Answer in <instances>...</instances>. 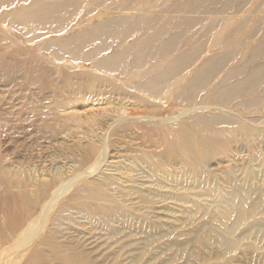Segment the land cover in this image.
<instances>
[{"label":"rangeland","instance_id":"374dc122","mask_svg":"<svg viewBox=\"0 0 264 264\" xmlns=\"http://www.w3.org/2000/svg\"><path fill=\"white\" fill-rule=\"evenodd\" d=\"M172 2L0 0V203L36 200L19 229L0 204V264H264V0ZM178 16L198 19L203 45L157 97L95 64L148 33L142 21ZM101 25L123 29L93 37ZM80 43L86 56L59 51ZM252 43L254 59L240 52ZM206 121L223 128L207 157L164 159L187 143L182 124Z\"/></svg>","mask_w":264,"mask_h":264},{"label":"bare ground","instance_id":"6f19581e","mask_svg":"<svg viewBox=\"0 0 264 264\" xmlns=\"http://www.w3.org/2000/svg\"><path fill=\"white\" fill-rule=\"evenodd\" d=\"M215 1L217 3L223 0H219V1L215 0ZM215 1L173 0L172 2L173 4L171 6H175L178 9L176 10V12L181 13L184 12L185 10L201 8V6L205 8V6L210 4L209 2H215ZM210 10H213V8L211 7ZM197 21L198 19L197 20L186 19L179 16L176 18L167 17L166 19L162 18L159 20L155 19L152 21L151 20L142 21L141 23L145 25V27H148L150 29L148 33L139 34L137 38L134 37L132 38V40L126 42L121 41L119 43V47H116L114 49V51L117 53L115 60L112 59H110L109 61L98 60L97 62H95V64L97 65V67L102 68L105 71L109 70L108 68L111 69L113 66H116L118 68V71H111L110 73H114L116 75L126 74L127 78H129L130 80H134L135 82L136 80H138L139 83L137 84L140 85L141 89L151 94L153 97H157L159 92L162 93L164 86L161 85V83L164 82L165 77L168 75L171 69L176 67L180 63L186 62V60L189 57V53L197 51L203 45V37L206 32L201 30V28L200 29L196 28V25H198ZM160 25L161 26L167 25V27L163 29H161V27L158 28ZM101 26L102 27H99L98 29L92 32V34H96L93 37H97V34L99 35L103 34L101 37L110 34L115 36L116 34H120V32L123 29V27L114 26V25H113L114 27L113 26L110 27L109 25H104V26L101 25ZM136 27H138V25ZM193 27L194 29L196 28L197 30L192 31L191 28ZM127 30L130 31L129 28ZM163 31L165 34H163ZM86 32L89 34L91 31L90 30L85 31V33ZM83 34L84 32L82 33V35ZM79 36H81V34ZM75 37L71 38L73 39L72 42L80 38V37L78 38ZM256 44L258 43H252L248 48L241 47L240 52L246 57L248 53L251 56L253 49L257 46ZM77 45L79 46L75 45L67 48L66 50L62 49L59 51L62 52L66 51L67 53L72 55L71 57L74 58L80 57L78 56L77 52H83L84 53L83 55L86 56L89 50L85 49L83 43ZM223 45L224 48L227 50L228 48L227 44L223 43ZM73 49H75V51H73ZM84 56H82L81 58L83 59ZM253 57L254 56H251L252 59H254ZM212 62L213 61L211 60V58L210 59L207 58L206 60L203 61L205 67V70L203 72L205 71L209 72V70L213 67V65H210ZM256 64H260V63L256 62ZM28 70H29L28 68L24 69L26 75L28 74L27 72ZM67 77L70 78L71 75ZM28 78L29 80L33 79L35 80V82H37V80L34 79V77L30 76ZM66 81L68 82V79ZM40 82L43 81L40 80ZM193 82H194L193 84H197L198 82H200V80L194 79ZM44 83L45 82H43V84ZM150 84H153V86H151ZM75 89L76 90H74V92L71 94L72 97L79 96V87ZM228 95H229L228 93H225V95H221L220 97L228 98L229 97ZM175 96L176 95L171 94L172 98ZM209 97L214 98L215 95H210ZM33 104L36 106L38 105L36 101ZM9 116H12V113H10ZM8 118L9 117H7V119ZM182 125L184 127V130L182 132L183 134L187 135V139H188L187 143L183 145H179V143L177 144L176 142H168L163 157L164 159L168 158L170 160H177L181 157L183 158L186 165L193 167V165H197V163L200 160L208 156L209 150H211L215 145L219 144L222 141L220 139L219 131L222 130L223 128L219 123L208 122V121L204 123L200 122L198 125L192 123L189 124L184 123ZM196 126L202 127V129L205 131L204 136L202 137L197 136ZM95 149H97V147L95 145L94 146L91 145L90 152L94 151ZM189 151H191L193 155L190 156ZM88 156L89 155H87L85 158H87ZM16 184L22 187L21 182ZM51 186H52L51 184H49L46 187L43 185H39L38 186L39 196L41 198H45L49 196ZM8 194L9 193L3 194V198L5 197L4 198L5 200L2 202V204L0 203L1 206L4 205L5 203L4 209L6 208L5 210L7 211L8 214V220L6 225L9 227V229H19L23 224V222L17 217H20L23 210H27V212L30 213L31 215V211L36 206V200L29 201L24 199V201L18 203L20 207L16 209H11L10 207L11 201L9 202V199L7 198L9 197ZM259 200L260 199H258V201ZM261 204L262 203H260L259 201V204L254 207L259 208ZM108 208H109L108 205H105V211H107ZM250 209L251 208H249L248 211L246 210L245 207H241L237 212V214L240 217L246 216L248 214L247 212L249 213L251 212ZM12 211L14 212L15 215L12 213ZM33 261H34L33 264H41L38 260V257Z\"/></svg>","mask_w":264,"mask_h":264}]
</instances>
